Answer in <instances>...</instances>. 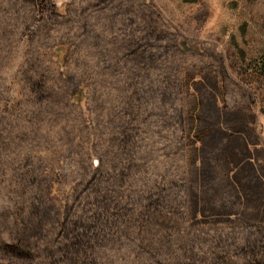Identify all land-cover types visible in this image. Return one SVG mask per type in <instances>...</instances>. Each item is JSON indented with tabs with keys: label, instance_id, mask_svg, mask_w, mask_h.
<instances>
[{
	"label": "rangeland",
	"instance_id": "obj_1",
	"mask_svg": "<svg viewBox=\"0 0 264 264\" xmlns=\"http://www.w3.org/2000/svg\"><path fill=\"white\" fill-rule=\"evenodd\" d=\"M263 215L264 0H0V264H264Z\"/></svg>",
	"mask_w": 264,
	"mask_h": 264
},
{
	"label": "trees",
	"instance_id": "obj_2",
	"mask_svg": "<svg viewBox=\"0 0 264 264\" xmlns=\"http://www.w3.org/2000/svg\"><path fill=\"white\" fill-rule=\"evenodd\" d=\"M203 120H205V119H203ZM191 122H192V125H193L194 120L192 119ZM209 124H210V127H208ZM214 128H216V126L214 127L213 123H208L207 124L206 131H209L210 134L212 135V138L210 136L211 141H213L214 137H218V140H219L220 144L222 145L223 148H225L226 147V143H225L224 140H225L226 135L222 133V131L220 130L219 127H217L216 129H214ZM239 130H241V129H238V131ZM214 133H216V135L213 136ZM235 134L237 135V133H235ZM234 141H235L234 143L236 144V146H239V147L241 146L238 142H236V139H234ZM232 156H233L232 157V160H233L232 162H234V164H237L238 162H240L239 160L242 158L241 147H240V152L239 151H234V153H232ZM208 157L211 158V154H209ZM226 164H227V161H226ZM207 165H210V164L208 163ZM240 168L241 169H240V171H239L238 174H236L235 176H233L231 179H228V180L225 181V187H224V190H223V193H222V195H223V201H222V203H224V204H227L228 203L230 205H234L235 203H238L239 202L240 199H239L238 194L236 192V190H238V188L242 192L245 191V193L248 194V195L246 194L247 200L249 199L247 201V204H249V202H251L253 199H255L258 202V199H259L260 195L254 193L256 197L255 198H252L251 197V194H253V193L249 194V192L250 191H253V188L246 187V186H255L256 187V184H254L255 182L252 179V171H251V169H249L250 170V173H248L247 169L246 168H243V165ZM246 173L249 174V177L246 176L247 175ZM242 178H245V179L242 180ZM246 179H248L249 182L245 184V180ZM110 180L111 179H109V181ZM232 181H235L237 185H234L232 183ZM226 196H228V197H226ZM88 199H89L88 197L85 198L86 201ZM99 199L100 198H97V201H99ZM141 206L142 207H145V204L143 203V205H141ZM28 213H32V211L31 212L29 211ZM40 213H45L46 214V218H49L51 216L50 213H52V216H53L52 217V222L54 221V213L55 212L53 211V209L51 207L44 206L40 210ZM217 214H219V213H217ZM246 214H250V216H254V217L256 216V213H246ZM257 231H259V230H257ZM24 232L26 233L25 236L27 237V240L28 241L30 240L33 245L36 244V243H38V240L39 239L41 240V238H43V237L35 236L34 233L29 232L28 230H25ZM262 238H264V236ZM81 239H82V236H77V238L75 240H73L72 242L75 243V242H77L79 240L81 241ZM64 247H66V249L71 248L74 251H75V249L79 248V246H77V244H71V243L70 244H67ZM49 251H51V249L50 250L48 249V252L47 253H49ZM51 252H54V251H51ZM186 255L187 254H185L184 256H186ZM72 260H74V262H73L74 264H81V262H82L81 259L79 258V256L77 254H75V256H72ZM184 261L181 262V264H188L187 262H184Z\"/></svg>",
	"mask_w": 264,
	"mask_h": 264
}]
</instances>
